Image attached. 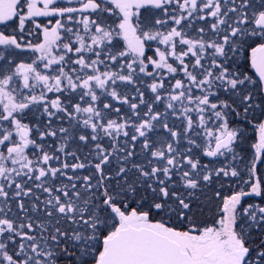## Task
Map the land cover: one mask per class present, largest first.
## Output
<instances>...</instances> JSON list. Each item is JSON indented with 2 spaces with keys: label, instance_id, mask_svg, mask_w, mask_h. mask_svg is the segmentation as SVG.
<instances>
[{
  "label": "snow or ice",
  "instance_id": "snow-or-ice-1",
  "mask_svg": "<svg viewBox=\"0 0 264 264\" xmlns=\"http://www.w3.org/2000/svg\"><path fill=\"white\" fill-rule=\"evenodd\" d=\"M0 26V264H264V0H0Z\"/></svg>",
  "mask_w": 264,
  "mask_h": 264
},
{
  "label": "trees",
  "instance_id": "trees-1",
  "mask_svg": "<svg viewBox=\"0 0 264 264\" xmlns=\"http://www.w3.org/2000/svg\"><path fill=\"white\" fill-rule=\"evenodd\" d=\"M149 54H151V53H149ZM126 107V106H125ZM65 127H67L68 126V124L67 123H65V125H64ZM256 134L255 133H250V136H255ZM205 159H207V158H205ZM248 202H256V203H260V198H258V197H253V198H245V205L248 203Z\"/></svg>",
  "mask_w": 264,
  "mask_h": 264
},
{
  "label": "rangeland",
  "instance_id": "rangeland-1",
  "mask_svg": "<svg viewBox=\"0 0 264 264\" xmlns=\"http://www.w3.org/2000/svg\"><path fill=\"white\" fill-rule=\"evenodd\" d=\"M40 19H42V20H43V19H45V18H40ZM10 23H12V22H10ZM2 27H3V26H0V29H2ZM8 31H9V32H11V31H12V29H11V28H9V29H8Z\"/></svg>",
  "mask_w": 264,
  "mask_h": 264
}]
</instances>
